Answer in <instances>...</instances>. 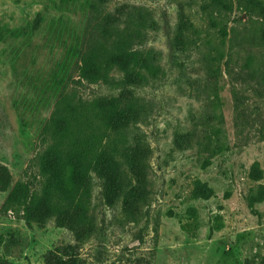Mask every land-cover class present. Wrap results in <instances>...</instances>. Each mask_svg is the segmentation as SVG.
<instances>
[{
	"label": "rangeland",
	"instance_id": "374dc122",
	"mask_svg": "<svg viewBox=\"0 0 264 264\" xmlns=\"http://www.w3.org/2000/svg\"><path fill=\"white\" fill-rule=\"evenodd\" d=\"M245 1L101 0L103 12L141 7L158 24L141 38L142 48L162 53L157 80L141 90L153 107L141 125L154 151L149 214L137 223L128 220L121 207L106 204L94 179L95 234L74 249L70 230L53 220L27 224L22 214L5 209L0 194L1 263L264 264V201L249 207L251 194L264 185V11L248 16ZM89 2L99 0H0V164L37 195L44 185L38 157L50 142L42 129L61 91L59 75L64 77L56 64L67 58L58 35L50 36L55 28L81 39L90 31ZM181 12L194 27L185 33L184 48H176ZM39 17L37 35L27 37ZM211 67L218 70L214 123L223 148L208 158L195 149L177 150L173 140L200 106L187 79L205 89ZM69 73L68 91L84 98L110 100L123 90L79 83L72 68Z\"/></svg>",
	"mask_w": 264,
	"mask_h": 264
},
{
	"label": "trees",
	"instance_id": "16d2710c",
	"mask_svg": "<svg viewBox=\"0 0 264 264\" xmlns=\"http://www.w3.org/2000/svg\"><path fill=\"white\" fill-rule=\"evenodd\" d=\"M101 3L89 2L90 31L81 39L74 33L67 37L65 30L55 28L50 36L53 40L58 35L69 63L65 58L56 64L64 75H59L61 91L42 129L50 142L38 157L44 180L41 195L33 193L29 185L15 182L9 168L0 164V194L5 195V209L22 214L29 225L42 226L53 220L57 227L74 234V249L81 248L95 234L94 179L106 204L121 207L125 217L134 223L147 217L151 206L147 186L154 151L141 125L151 118L153 107L141 90L157 80L162 53L142 48L141 38L148 28L157 29L158 24L141 7L122 5L103 12ZM244 10L253 16L262 13L264 6L258 0H246ZM41 22L39 17L37 25L25 35L36 36ZM193 27L190 18L181 12L172 46L184 48L185 33ZM70 68L77 73L79 83H102L123 90L110 100L69 92ZM117 72L121 78L114 76ZM207 78L205 89L199 80L187 79L190 86L194 85L193 94L200 106L188 113L191 125L175 134L173 145L179 151L195 149L211 158L223 148L221 128L214 123L218 119V70L208 69ZM55 79L52 77L53 84ZM252 171L257 180L261 178L257 169ZM198 192L202 194L201 189ZM263 201L264 185H258L249 197V207ZM2 240L0 237V243Z\"/></svg>",
	"mask_w": 264,
	"mask_h": 264
}]
</instances>
